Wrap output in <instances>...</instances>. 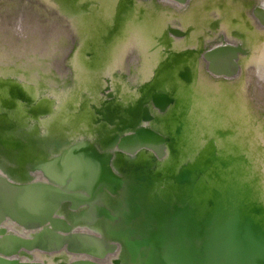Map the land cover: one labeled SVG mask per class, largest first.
<instances>
[{
  "label": "water",
  "instance_id": "1",
  "mask_svg": "<svg viewBox=\"0 0 264 264\" xmlns=\"http://www.w3.org/2000/svg\"><path fill=\"white\" fill-rule=\"evenodd\" d=\"M46 1L48 5L44 0H0V29L2 34L13 42H35L39 46L44 44L46 46L47 42L56 41L59 33V35L63 34L67 43L62 47V51L64 50L62 56L60 54L54 62L60 65V72L66 74L64 78V86H66L73 72L70 64L73 55L76 54L75 57L84 65L92 63L93 55L86 47L92 39L97 40V37L93 38L92 35L89 39L85 34L84 38L79 40V35L74 32L75 28L72 25L75 19L79 18L75 12L73 15L69 14L68 10L80 12L87 10L88 15L94 5L89 0L81 4H76L77 0ZM154 1L173 4L176 7L186 4L187 0ZM130 2L132 0H120V8L116 7L115 11L118 21L124 22L123 17L132 11ZM167 7L171 11L174 9L170 8V5ZM244 11L248 16L251 14L258 25L264 28V8L251 3L250 8H245ZM242 20L244 24L248 22L245 16ZM104 25H106L103 27L105 31L99 35V39L104 45L103 48H108L113 45L119 27L116 23L110 26L107 23ZM217 31L219 30L214 28L211 34L215 35ZM181 34L176 27L166 28L167 37L180 38ZM104 38L109 39L103 40ZM0 41L6 45V40ZM85 41L86 47H81V42L84 46ZM157 43L160 41L158 40ZM178 54L173 53L177 60L173 61L172 66L167 62L163 66L164 73L170 74L173 69L175 70L170 80L176 81V85L168 91L162 90L161 85L165 82L163 79L157 82L159 86L149 84L142 88L143 108L140 104L134 107L128 125L122 124L113 129H108L113 125L110 121L106 122V126L100 125L101 130L104 131L102 137H99L96 131L91 139L81 136L84 139L79 140V137L64 133L69 130H58L47 135L48 139H41L34 134H28L25 130L6 126L9 118L0 113V264H49V262L53 264H211L209 255L215 250L200 252L192 247L200 248L201 244L209 241L219 244L226 237H234L241 229L249 236L251 249L255 253L239 252V263L264 264V201H262L264 181L258 171L251 173L252 178H249L252 181V189L243 183L238 185L239 189L236 187L235 191L213 190L210 194L211 199L204 200L209 208L215 207L210 211L214 216L212 215L208 220L204 219L205 215L197 216L195 208L192 211L185 208L175 212L176 219L174 218L171 223L165 221L159 224L151 222L145 224L141 220L145 208L140 205L134 212L132 222L128 225L124 224L126 227H136V231L111 237L109 234L112 225L103 220L97 222L99 216L107 215L110 219L103 208L97 207L98 201L109 205L113 201L110 195H117L115 191L122 183L138 186L135 185L138 176L132 181L127 174L116 175L112 171L111 159L115 155L124 154L130 158L145 155L156 161H163L168 155L178 153L176 146L183 127L179 119H177V129L174 130L175 139L171 137L172 133H166L165 136L169 138L164 139L163 132L159 133L158 130L150 127L152 122L158 123L159 116L165 117L169 110L176 106L178 103L176 93L180 90L182 94L186 93L193 83V74L190 75L188 69L183 74L179 72L181 61L178 58L181 55ZM249 54V50L242 47L240 42L232 45L221 41L218 45L197 49L194 52L196 61L194 60L190 67L193 69L194 64L199 62L202 65V74L208 79L228 83L237 79L239 60L248 59ZM188 72L189 74H185ZM117 74L118 72L113 73V75ZM128 74L129 71L119 73L121 80L115 78L124 82ZM107 80L109 81L104 76L99 77L102 84L97 88V97L101 102L103 96L106 95L108 98L109 92H113V88H110L112 82ZM256 82L258 87L263 84L259 78ZM4 86L9 93L0 96V107L3 110L16 108L23 116L33 120L49 114L46 109L48 102L44 98H31L19 83L11 79L0 80V87ZM87 107L92 109L91 105ZM138 107L142 108L139 109L140 112L145 111V116L137 114ZM87 112L85 119L89 121L92 130L96 128L92 126L93 124L97 126V118L89 109ZM219 131L215 132V136L219 139L232 136L230 129L224 134ZM207 142L206 152L210 153V157L198 163L197 158L193 166L186 162L181 163L177 171L169 170L166 173L167 178L177 187L178 195L181 188L185 189L189 186L197 188L196 185L203 187L205 184L200 179L202 175L209 180L225 183L222 182L220 172L240 160L239 157L226 156L224 159L226 162L219 164L226 166L221 170L218 169L213 143ZM222 144L225 145L223 141ZM228 148L230 149L231 146ZM260 160L264 165L263 159ZM238 170L227 172L232 175ZM237 174L238 177L245 175L239 171ZM142 180V184L148 186L152 184L148 178ZM202 190L198 189L195 192L193 190L192 196L187 194L185 197L201 200L207 191ZM141 193L139 192L132 199L138 202L140 197L145 201L146 198ZM176 197L180 196L176 195ZM223 206L227 210H224ZM154 215L153 212L148 216L151 218ZM215 217L218 220H215ZM236 258V255L232 256L233 260Z\"/></svg>",
  "mask_w": 264,
  "mask_h": 264
},
{
  "label": "bare ground",
  "instance_id": "2",
  "mask_svg": "<svg viewBox=\"0 0 264 264\" xmlns=\"http://www.w3.org/2000/svg\"><path fill=\"white\" fill-rule=\"evenodd\" d=\"M86 1L77 0L76 4ZM89 1L94 6L88 15L87 10L68 12L72 15L75 12L79 18L72 23L79 40L84 38V34L89 39L92 35L93 38L97 37V40L92 39L87 47L86 41L84 46L82 42L80 45L91 51L94 60L84 65L74 54L70 63L73 72L66 86V74L61 73L60 65L54 62L60 54L62 56V47L67 43L63 34L59 33L56 41L47 42V45L42 47L35 42H13L4 36L0 29V40H6V45L0 41V80H14L31 98H44L48 102L46 109L49 114L37 120L26 118L16 108L3 110L0 107V113L8 116L12 127L25 130L41 139H48L47 135L58 130H69L64 131L68 136H86L91 139L94 132L97 131L98 134L99 128L90 130L89 121L85 117L82 118V114L86 116L89 109L87 106L98 102L93 99L98 96L97 88L103 83L101 78L102 83L99 81L100 76L112 82L110 88H113L119 106L127 104L134 108L145 86L157 85V82L163 79L165 82L161 85L162 90L168 91L176 85V81L170 80L172 72L164 73L163 70L165 61L171 60L172 63L177 59L173 53L182 52L189 55L191 65L195 60L194 52L199 48L218 45L221 41L232 45L240 42L250 54L248 59L239 60V74L236 80L228 83L210 80L202 74V65L196 62L191 69L194 79L189 91L184 94L182 90L178 91L176 106L169 110L165 117H159L157 126L153 125L163 133H173V127L177 124L174 120L181 121L183 127L176 146L177 155H168L163 161L142 155L129 161L120 156V162L129 166L136 165L146 172L160 173L161 177L155 182L157 188L151 194L157 195L156 198L165 203L184 198L187 194L192 196L198 189L207 190L203 196L205 198L201 197L202 201L197 202V198L192 201L196 213L200 217L205 215V220L214 216L212 212V215L205 214L215 207L209 208L208 203L204 201L210 198L213 190L235 191L236 187L239 189L238 185L243 183L252 189L250 179L251 173L255 171H258L264 181V165L260 160L264 161V28L258 25L251 14L248 16L244 11L245 8H250L251 3L264 8V0H251V3L249 0H187L186 4L176 7L154 0H132L130 4L133 9L123 17L124 22L118 21L115 12L116 7L120 8V0ZM44 3L47 4V1L44 0ZM167 5L174 9L169 10ZM244 16L248 19L245 24L242 20ZM212 21L215 22L210 24ZM106 23L109 26L116 23L119 28L116 30L113 45L103 48L99 35L105 31L103 27ZM167 26L179 28L185 31V34L180 38L167 37ZM214 28L219 30L215 35L211 34ZM185 35L187 36L184 37ZM158 40L160 43H157ZM127 71L129 74L124 82L116 80H121L119 73ZM116 72L118 74L113 75ZM257 78L263 82L259 87ZM8 93L7 87H0V96ZM229 129L232 131L231 137L219 139L215 136L216 131L220 130L219 133L224 134ZM207 141L213 143L218 169L226 166L219 165L226 162V156L239 157L240 160L220 172L222 182L225 183L209 180L202 175L200 179L206 188L196 185L197 188L194 186L187 189L186 194L182 190L183 194L177 198V187L167 178L166 173L169 170L177 171L181 163L186 162L193 166L197 158L198 163L210 157V153L206 152ZM230 170H238L245 175L238 177V171L230 175V172H227ZM222 208L227 210L224 206ZM215 220L218 218L215 217Z\"/></svg>",
  "mask_w": 264,
  "mask_h": 264
},
{
  "label": "flooded vegetation",
  "instance_id": "3",
  "mask_svg": "<svg viewBox=\"0 0 264 264\" xmlns=\"http://www.w3.org/2000/svg\"><path fill=\"white\" fill-rule=\"evenodd\" d=\"M177 29H179V28H177ZM179 31H181V33H182L181 36L185 34V31H183L181 29H179ZM186 36L187 35H185L184 37H186ZM178 55H181V57L178 58L181 61L180 62L181 64H179V72L183 74L185 72V70L188 69L190 72V75H191L192 70L190 67L189 57H187V55H185L182 52H180V54H178ZM170 61L169 62L165 61V62L169 63L170 66H172L173 62L170 63ZM172 72H175V70L173 69ZM189 72L185 73V74H189ZM176 73L178 74L177 71H176ZM140 96L141 97L138 99L137 104L138 105L140 104V106H141L144 103V101L142 98L143 95H140ZM115 97H116V94L114 92H111V93L109 92L108 98L106 95L103 96L102 102L96 96V97H94L93 100L96 102L98 101L97 104H94V103L89 104L92 106V109L89 108V111L94 115L95 118H97V126H94V124L92 126L99 128V132H98L99 137L104 136V134H103L104 131L101 130L100 127H102V126H100V125L106 126L107 121H110L114 125V126L113 125L110 126L108 129H113L115 127L122 126V124L128 125L127 122H129V120L131 119V114H132L131 112H132V110H134V108H130L127 104L125 106H119V103L116 101ZM141 107L143 108V106H141ZM141 107H138V109L136 110L137 114H142L143 116H145L146 115L145 111H141V112L139 111V109ZM161 116H159V117H161ZM122 121H124V123H122ZM174 122L177 124L173 127L174 128L173 130H176L177 126H178V121L175 119ZM11 124L12 123H7L5 125L12 127ZM154 124H157V123L155 121H154V123L152 122V124H150V127L152 126L154 129L158 130V128H155L153 126ZM169 131L171 132L170 128H169ZM158 132L161 133L160 130H158ZM165 135H166V133H164V136H163L164 139H168L169 137L165 136ZM171 137H173L174 139L176 138V135L174 132L172 133ZM82 139H84V138H82L80 136L79 140H82ZM85 139H90V138L85 137ZM176 155H177V153L172 154L171 156L175 157ZM120 156L124 157V160L133 161L138 155L136 157H132V158H130L124 154L115 155L113 157V159H111L112 171L116 175L124 174V176H125V174H127L132 181L134 180L135 176H138L139 178H137V182L135 185H138V186H136V187L133 184L132 185H130V184L125 185L124 183H122L120 188L117 189V191H115L117 195H113V194L110 195V197L113 198V201H111V203L109 205H107L108 203H103V202H99V201L97 202V207H99L100 209L103 208V210L108 213V216H110V219L107 218V215L99 216L97 218V222L100 220H103L104 222L110 223L112 225L111 226L112 231H111V234H109V235H111V237L112 236L113 237H119L122 233H128L129 231H136V227H126V226H124V224L128 225V224H130V222H132V220L134 219V212L137 208H139L138 206H140V205L144 206V208H145V210L143 212L142 219H141L143 221V223H145V224H147L146 222L159 224V223H162L165 221L171 223V222H173L174 218L176 219V213L175 212H177L178 210L187 208L190 211H192V209L195 208V207H193L194 205L192 204V200H190L188 198L185 199V197L182 199L173 200V202L170 201L171 203L170 202L165 203V202H162L161 200L157 199L156 198L157 195L151 194V193L157 188V186L155 185V182H158L157 180L161 177V174L158 172L146 173L145 170H143L142 168H140V169L135 168L134 169L131 166H129V164H125V162L124 163L120 162V160H121ZM143 156H145V155H143ZM117 157H118V159H116ZM142 178L143 179L148 178L149 180L152 181V184H150L149 186L147 184H142V182H143ZM191 188H193V187L189 186V187H186L185 189L181 188L179 190V195L178 194L177 195L180 196L181 195L180 193L182 192V190L186 194L187 189H191ZM139 192H142L141 195L145 196V198H146L145 201L141 200L140 197H138V202L133 200L134 199L133 197L134 196L136 197ZM145 211H147V212L145 213ZM153 212L155 215L157 214V216L154 215L150 218L148 215L150 213H153ZM123 214H124V216H123ZM166 214H167L166 217H168V219H166V217H165ZM151 219H153V220H151ZM103 234H106V233H103Z\"/></svg>",
  "mask_w": 264,
  "mask_h": 264
},
{
  "label": "rangeland",
  "instance_id": "4",
  "mask_svg": "<svg viewBox=\"0 0 264 264\" xmlns=\"http://www.w3.org/2000/svg\"><path fill=\"white\" fill-rule=\"evenodd\" d=\"M84 117H85V115L82 114V118H84ZM194 200H196V199H193L192 201H194ZM199 201H200V199L198 198L197 202H199ZM208 214L212 215L211 212H209ZM197 216H199V214ZM250 245H251V240H250L249 236L246 233H244L243 229H241L240 232L238 231L234 237H229V238L226 237L219 244H214L211 241H209L208 243L201 244L200 248L192 247V249L199 250L200 252L202 250H204L206 252H207V250H208V252L211 250H215V251L210 252L211 254L209 255V259L211 261V264H240L239 263L240 257L238 256L239 252L242 254H245V253L253 254V253H255V251L253 249H251L252 247ZM245 247H247V248L245 249ZM233 255H236V257H237L236 260L232 259ZM218 262H220V263H218Z\"/></svg>",
  "mask_w": 264,
  "mask_h": 264
}]
</instances>
